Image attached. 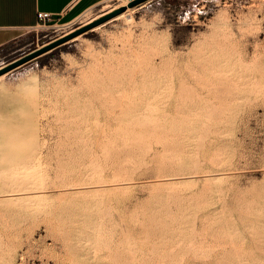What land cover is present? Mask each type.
<instances>
[{
  "label": "rangeland",
  "instance_id": "rangeland-1",
  "mask_svg": "<svg viewBox=\"0 0 264 264\" xmlns=\"http://www.w3.org/2000/svg\"><path fill=\"white\" fill-rule=\"evenodd\" d=\"M127 10L0 79V264H264V0Z\"/></svg>",
  "mask_w": 264,
  "mask_h": 264
},
{
  "label": "crops",
  "instance_id": "crops-1",
  "mask_svg": "<svg viewBox=\"0 0 264 264\" xmlns=\"http://www.w3.org/2000/svg\"><path fill=\"white\" fill-rule=\"evenodd\" d=\"M103 1L105 0H0V48L14 42L27 30L40 24L42 21L38 13H47L49 21L71 22ZM119 2L115 0L107 5L95 17L98 18L123 6L119 5ZM119 15L114 18H118Z\"/></svg>",
  "mask_w": 264,
  "mask_h": 264
},
{
  "label": "water",
  "instance_id": "water-1",
  "mask_svg": "<svg viewBox=\"0 0 264 264\" xmlns=\"http://www.w3.org/2000/svg\"><path fill=\"white\" fill-rule=\"evenodd\" d=\"M145 1H147V0H129L126 5L117 7L116 9H113L112 11L105 13L102 16L94 19L93 21L89 22L88 24L80 26L79 28L73 30L72 32H70V33H68L62 37H59V38L53 40L52 42H50L46 45H43L42 47L37 48L33 51H30L29 53H27L21 57H18L16 59L12 60L11 62L5 64L4 66L0 67V75H2L4 73L20 66V65H22V64L32 60L33 58L39 56L40 54L56 47L59 44L64 43L65 41L77 36L80 33L85 32L86 30L92 29L96 26H99V25L113 19L115 16L124 12L128 8H132L134 6H137V5H139Z\"/></svg>",
  "mask_w": 264,
  "mask_h": 264
},
{
  "label": "bare ground",
  "instance_id": "bare-ground-1",
  "mask_svg": "<svg viewBox=\"0 0 264 264\" xmlns=\"http://www.w3.org/2000/svg\"><path fill=\"white\" fill-rule=\"evenodd\" d=\"M128 1L129 0H120V4L119 5H126V3H128ZM118 5V4H117ZM117 5H116V7H117ZM113 5H111V7H112ZM107 7V6H106ZM115 7V6H114ZM132 9V8H131ZM108 10V9H107ZM128 11V10H127ZM126 10L124 11V12H122V13H120V15L118 16V18H120V17H122V16H124V14H125V12H127ZM97 15H99V14H97ZM96 16V15H95ZM97 17V16H96ZM96 17H94V18H89V19H85V21L82 23V25H86V24H88L90 21H93V19H95ZM115 17H117V16H115ZM115 19V18H114ZM99 26H96V27H94V28H92L93 30L94 29H96V28H98ZM72 30H70V31H68V32H66L64 35H66V34H68V33H70ZM74 38V37H73ZM76 38H78V36L76 37L75 36V38L74 39H76ZM72 39V38H71ZM260 68V67H259ZM260 70V69H259ZM256 71V70H255ZM258 73V72H257ZM259 74V73H258ZM4 76V74H2V75H0V79L2 78ZM226 80H227V78H226ZM229 81H230V79H229ZM228 84H230V83H228ZM227 86V85H226ZM231 87H233L232 85H231ZM229 88V87H228ZM227 87H226V89H228ZM232 89V88H231ZM223 90V89H222ZM224 91V90H223ZM215 92V91H214ZM230 92V91H229ZM223 93V92H222ZM227 93H228V91H227ZM216 94V93H215ZM218 95L220 96V94L218 93ZM222 95V94H221ZM216 96V95H215ZM17 179H19V178H17ZM19 183H20V181H19ZM18 183V184H19ZM25 193V192H24ZM27 194V193H26ZM9 195V194H8ZM2 196H5V194L4 195H2Z\"/></svg>",
  "mask_w": 264,
  "mask_h": 264
},
{
  "label": "built area",
  "instance_id": "built-area-1",
  "mask_svg": "<svg viewBox=\"0 0 264 264\" xmlns=\"http://www.w3.org/2000/svg\"><path fill=\"white\" fill-rule=\"evenodd\" d=\"M38 17L42 22L49 21V15L47 13H38ZM73 23H75V21H73Z\"/></svg>",
  "mask_w": 264,
  "mask_h": 264
}]
</instances>
